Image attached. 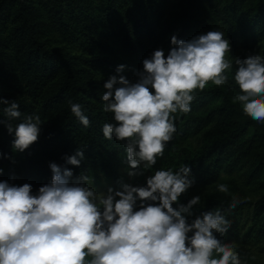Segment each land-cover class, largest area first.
<instances>
[{"label":"trees","instance_id":"1","mask_svg":"<svg viewBox=\"0 0 264 264\" xmlns=\"http://www.w3.org/2000/svg\"><path fill=\"white\" fill-rule=\"evenodd\" d=\"M210 30L229 39V60L264 57V0H0V96L19 105L13 126L28 115L43 121L37 142L24 152L13 149L14 134L0 124V180L30 183L35 194L50 182L55 162L71 168L73 177L88 175L91 186L104 180L120 186L119 167H128L125 142L102 133L114 122L103 111L109 73H117L124 55L163 49L167 56L172 35L188 40ZM74 42L106 53H80ZM235 70L233 64L224 85L209 82L197 90L190 112L174 114L168 155L152 174L188 164L195 185L180 202L198 195L195 214L221 210L231 227L218 237L237 245L244 264H264V123L234 102L240 94ZM70 101L82 105L88 127L72 114ZM6 107L0 104V119L7 121ZM77 150L84 152L80 166L66 165L64 158ZM220 183L228 194L217 190ZM233 196L246 202L230 209Z\"/></svg>","mask_w":264,"mask_h":264},{"label":"clouds","instance_id":"2","mask_svg":"<svg viewBox=\"0 0 264 264\" xmlns=\"http://www.w3.org/2000/svg\"><path fill=\"white\" fill-rule=\"evenodd\" d=\"M165 56L156 49L145 58L137 79L112 75L104 82L103 111L113 114L105 123V139L124 141L129 177L143 176L164 156L175 132L176 113H188L197 90L211 82L224 85L235 65L234 81L240 94L234 102L252 120L264 123V57L250 53L229 60V39L210 30L191 39L172 35ZM125 65L116 69L120 73ZM72 114L85 126L90 120L79 103ZM8 120L0 119L14 134L13 149L24 152L37 142L43 121L21 117L19 105L0 96ZM66 165L79 167L83 150L66 156ZM52 177L34 194L30 183L0 180V264H244L237 245L224 242L231 227L221 210L195 214V195L179 198L195 185L191 167L158 169L146 184L120 182L119 189L98 192L88 175L73 177L71 168L55 162ZM2 173V169H0ZM217 190L228 194L225 183ZM246 202L233 196L230 209ZM175 205V206H174Z\"/></svg>","mask_w":264,"mask_h":264},{"label":"rangeland","instance_id":"3","mask_svg":"<svg viewBox=\"0 0 264 264\" xmlns=\"http://www.w3.org/2000/svg\"><path fill=\"white\" fill-rule=\"evenodd\" d=\"M88 45H89V48L86 51L83 50V48L81 47V44L79 42L72 43L71 47L75 48L80 53H86V54L96 53V52L97 53H106V51L98 49L95 45H92V44H88ZM154 50H156V49H151V50H148L147 52L142 53L139 56V58H134V57L125 56V55L123 56V58H120V60H119L120 64L125 65V68L121 72V75L125 76L130 81H135L136 80L135 72L137 70L143 69L142 61L145 58H150L152 53L154 52ZM109 74H110V76H112V75L119 76L120 75L119 73H116L114 71H111ZM167 155H168V150L165 149L164 156L162 158H158L157 162L163 161L167 157ZM119 171H120L121 181L123 183H129L132 185H140L144 180H146V177L148 175H151L153 172V170L151 169L148 172H145V175H143V176L129 177L127 175L128 167L120 166ZM92 187L96 188V190L98 192L107 191L108 187H112L113 189H119L120 188V186H118L114 181H106V180H104L102 183H100L98 185H93ZM263 254H264V251H263Z\"/></svg>","mask_w":264,"mask_h":264}]
</instances>
